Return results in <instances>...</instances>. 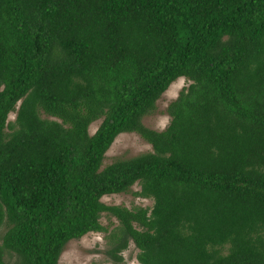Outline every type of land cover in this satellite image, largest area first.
<instances>
[{"label":"trees","instance_id":"1","mask_svg":"<svg viewBox=\"0 0 264 264\" xmlns=\"http://www.w3.org/2000/svg\"><path fill=\"white\" fill-rule=\"evenodd\" d=\"M122 132L151 150L101 167ZM134 183L149 208L100 200ZM103 212L113 264H264V0H0V264H57Z\"/></svg>","mask_w":264,"mask_h":264},{"label":"rangeland","instance_id":"2","mask_svg":"<svg viewBox=\"0 0 264 264\" xmlns=\"http://www.w3.org/2000/svg\"><path fill=\"white\" fill-rule=\"evenodd\" d=\"M188 83L189 81L183 77L172 81L155 101L154 110L150 114L142 116L141 122L143 125L150 129L162 130L169 121V116L165 110L167 104ZM13 117L14 113L11 112L8 114L7 119L12 121ZM40 117L48 118L42 113H40ZM99 122L100 119H97L89 124V134L93 133ZM150 150V145L136 133H119L105 151L101 167L116 159H125ZM138 189L139 186L134 183L128 192L103 195L100 200L106 205H122L128 209L139 206L149 208L151 206V199L142 198L133 194ZM99 223L104 228L103 230L99 232H87L79 238L68 240L59 254L57 264H113V261L106 254V250L114 243L111 234L118 231V221L113 216L103 212L100 214ZM4 230L5 227L1 226L0 238ZM136 253L137 249L131 241H128L126 247L120 251L122 258L121 264H138L135 259ZM3 260L7 264L15 263L14 255L7 250H3Z\"/></svg>","mask_w":264,"mask_h":264}]
</instances>
